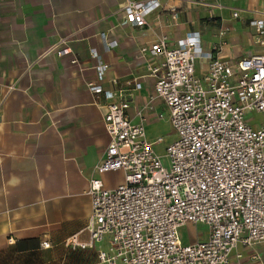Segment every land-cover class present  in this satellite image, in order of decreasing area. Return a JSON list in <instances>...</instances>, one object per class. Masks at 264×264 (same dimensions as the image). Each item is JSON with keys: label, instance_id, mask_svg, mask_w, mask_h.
I'll use <instances>...</instances> for the list:
<instances>
[{"label": "built area", "instance_id": "built-area-1", "mask_svg": "<svg viewBox=\"0 0 264 264\" xmlns=\"http://www.w3.org/2000/svg\"><path fill=\"white\" fill-rule=\"evenodd\" d=\"M201 6L206 19L221 7L216 0H186ZM153 4L123 1V17L134 27L146 25ZM232 18L252 29L253 53L221 55L228 27L209 50L198 31L171 43L160 36L140 46L147 73L155 77L153 92L136 111L129 109L144 75L109 76L110 65L95 50V79L85 87L102 108L110 137L97 174L119 172L113 187L101 177L88 180L91 198L85 241L72 234L68 248L93 249L98 264H252L259 256L235 252L264 242V125L255 128L249 116L264 114V7L231 10ZM55 45L64 56L70 50ZM197 60L206 69L196 72ZM72 63H78L73 59ZM107 81L111 87L105 88ZM159 99L167 114L156 110ZM148 113L166 118L172 135H147ZM161 146V148H160ZM206 225V235L184 243L180 229ZM44 248L51 243L41 242Z\"/></svg>", "mask_w": 264, "mask_h": 264}, {"label": "crops", "instance_id": "crops-1", "mask_svg": "<svg viewBox=\"0 0 264 264\" xmlns=\"http://www.w3.org/2000/svg\"><path fill=\"white\" fill-rule=\"evenodd\" d=\"M124 0H0V264H12L14 256L64 246L72 234L88 237L85 225L90 214L87 194L97 174L110 137L102 120L103 109L85 87L95 79L93 50L110 65L109 76L124 79L147 73L140 46L160 36L175 43L198 31L201 45L209 50L219 41L220 27H228L221 55L238 58L256 50L248 23L232 18L231 10L264 7V0H216L207 20L201 6L186 0H138L153 4L145 14L146 25L134 27L123 17ZM70 52L57 53L55 45ZM78 63H72L73 59ZM206 69L197 60L196 72ZM155 77L144 75L141 88L129 109L136 111L153 92ZM105 88L111 87L103 82ZM156 110L167 114L159 99ZM147 135L151 139L172 135L168 120L148 113ZM253 127L264 125V114L249 116ZM161 148V146H160ZM195 226V225H194ZM197 237L206 225L195 226ZM51 243L44 248L42 241ZM190 242V241H189ZM68 248V247H66ZM90 264H98L93 249H85ZM83 250V251H85ZM245 257L257 254L264 264V242L238 247Z\"/></svg>", "mask_w": 264, "mask_h": 264}, {"label": "rangeland", "instance_id": "rangeland-1", "mask_svg": "<svg viewBox=\"0 0 264 264\" xmlns=\"http://www.w3.org/2000/svg\"><path fill=\"white\" fill-rule=\"evenodd\" d=\"M104 179L113 184L118 182L120 174L117 172H108L103 174ZM204 227L199 226L198 232L193 224L189 223L180 229L181 238L184 243L195 241V234L203 232ZM87 250H79L66 248L64 246H56L51 249H41L35 252H27L14 256L12 264H90L87 256Z\"/></svg>", "mask_w": 264, "mask_h": 264}]
</instances>
